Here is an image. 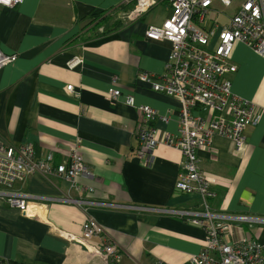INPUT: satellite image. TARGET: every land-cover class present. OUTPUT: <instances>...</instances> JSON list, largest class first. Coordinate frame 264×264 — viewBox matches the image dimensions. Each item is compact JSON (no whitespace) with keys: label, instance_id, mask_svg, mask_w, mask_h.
Instances as JSON below:
<instances>
[{"label":"crops","instance_id":"obj_1","mask_svg":"<svg viewBox=\"0 0 264 264\" xmlns=\"http://www.w3.org/2000/svg\"><path fill=\"white\" fill-rule=\"evenodd\" d=\"M126 1L0 5V49L17 55L0 69V141L31 145L36 158L51 152L55 165L78 144L91 173L77 175L73 186L58 175L35 172L4 189L33 201L37 213L26 216L0 196V260L107 264L66 237L79 239L87 218L102 226L120 252L119 262L109 264H184L204 244V231L176 212L203 209L198 195L175 189L181 151L161 142L150 163L136 155L139 106L158 112L152 124L159 137L178 128L177 100L139 78L141 71L164 70L171 43L147 38L145 29L159 25L170 5L160 0L139 18H120L122 24L106 34L87 26L93 14ZM218 19L227 21L224 14ZM75 56L83 62L70 67ZM231 62L237 67L230 75L231 91L256 106L258 121L245 129L242 153L216 134L210 147L197 150V157L203 172L218 180L210 210L264 218V58L237 41ZM114 89L120 91L118 97L112 95ZM126 95L133 96L134 105L124 101ZM246 225L264 243V224ZM242 226L247 228L238 225L236 236L248 231ZM99 239L90 241L98 244Z\"/></svg>","mask_w":264,"mask_h":264},{"label":"built area","instance_id":"obj_2","mask_svg":"<svg viewBox=\"0 0 264 264\" xmlns=\"http://www.w3.org/2000/svg\"><path fill=\"white\" fill-rule=\"evenodd\" d=\"M159 1L135 0L127 17L136 19ZM233 1L167 0L170 14L159 25H148L145 29L147 38L167 40L171 49L160 74L141 71L139 78L154 91L177 100L178 128L175 134L166 133L159 137L156 126L152 124L159 117L158 112L148 105L139 106L141 119L135 130L138 140L136 155L144 163H150L154 148L161 142L178 148L183 155L175 189L198 195L203 209L176 212L204 231L203 246L184 264H264V243L258 241L257 231L252 232L251 228L242 226L248 231L242 230L236 236L238 225L264 224V218L210 210L209 200L215 196L212 186L218 180L203 172L197 157V150L210 147L216 134L228 138L234 151L242 153L246 143L245 129L258 121L256 106L231 91L230 75L237 69L231 62V53L234 44L240 41L264 58V0H241L233 13L226 14L224 23L218 17L210 18L213 12L225 14L218 4L227 7ZM20 2L22 0H0V5L13 7ZM16 58L15 53L0 49V69ZM82 62L81 56H75L68 64L75 67ZM112 81L115 83L116 77ZM67 89L70 90L71 85ZM112 95L118 97L120 91L114 89ZM124 101L134 105L133 96H124ZM197 107L198 111H195ZM35 172L58 175L68 179L73 186L77 175L91 176L78 144L72 146L67 159L55 165L51 152L44 158H36L31 145L0 141V196L9 206L18 208L29 217L37 213L33 201L24 195L3 190ZM38 200L39 197L35 198ZM97 236H100L98 244L92 243L90 240ZM66 237L82 244L90 254L107 264L120 260L117 246L107 239L104 229L93 218L83 222L79 239L71 235ZM0 264H3L1 260Z\"/></svg>","mask_w":264,"mask_h":264},{"label":"trees","instance_id":"obj_3","mask_svg":"<svg viewBox=\"0 0 264 264\" xmlns=\"http://www.w3.org/2000/svg\"><path fill=\"white\" fill-rule=\"evenodd\" d=\"M134 2L135 0H128L122 3L121 5H119L118 7L111 8L108 10H103L93 14L92 17L90 18V21L87 23V26L91 25L90 28L96 29L97 31L100 27L101 28L103 27L101 31H98L99 34H106L116 30L122 24V22L119 18L118 19L116 18V15L114 13L115 12H117V14L123 13V11L125 12L126 10L131 9L134 5ZM113 18L116 19V21L112 22ZM244 225L245 227H247L246 223H244ZM1 262L3 264H25L20 261L8 262L3 259H1Z\"/></svg>","mask_w":264,"mask_h":264},{"label":"rangeland","instance_id":"obj_4","mask_svg":"<svg viewBox=\"0 0 264 264\" xmlns=\"http://www.w3.org/2000/svg\"><path fill=\"white\" fill-rule=\"evenodd\" d=\"M241 0H234L233 2H232V4L230 5V6H227V7H225V6H223V5H221V4H218V6H219V8H221V9H223V10H225V14L224 13H219V14H217L216 12H213L212 14H211V16H210V18L211 19H214L215 17H218L220 14H224L225 16H226V14L227 15H230L231 13H233L234 11H235V9H236V6H237V4L240 2ZM132 9V8H131ZM131 9H128V10H126L123 14L122 13H118L117 14V12H115L114 14L116 15V18L118 19H120V18H122V19H124V18H127L128 19V17H127V13L131 10ZM139 18V17H138ZM114 21H116V19H114L113 18V20H112V22H114ZM101 28V27H100ZM99 28V29H100ZM103 28V27H102Z\"/></svg>","mask_w":264,"mask_h":264},{"label":"water","instance_id":"obj_5","mask_svg":"<svg viewBox=\"0 0 264 264\" xmlns=\"http://www.w3.org/2000/svg\"><path fill=\"white\" fill-rule=\"evenodd\" d=\"M77 244H80V243H77ZM80 246H81L82 248H85L82 244H80Z\"/></svg>","mask_w":264,"mask_h":264}]
</instances>
